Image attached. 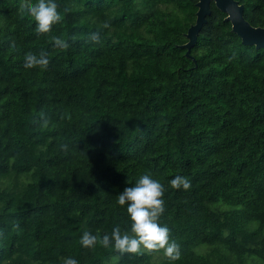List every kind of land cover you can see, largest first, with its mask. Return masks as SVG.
Instances as JSON below:
<instances>
[{
	"label": "trees",
	"instance_id": "1",
	"mask_svg": "<svg viewBox=\"0 0 264 264\" xmlns=\"http://www.w3.org/2000/svg\"><path fill=\"white\" fill-rule=\"evenodd\" d=\"M198 1L56 0L39 33L34 0H0V264H264V48L211 3L187 58ZM235 1L264 28V0ZM29 52L49 64L25 68ZM145 173L176 261L99 243L129 230L117 197Z\"/></svg>",
	"mask_w": 264,
	"mask_h": 264
},
{
	"label": "clouds",
	"instance_id": "2",
	"mask_svg": "<svg viewBox=\"0 0 264 264\" xmlns=\"http://www.w3.org/2000/svg\"><path fill=\"white\" fill-rule=\"evenodd\" d=\"M21 12L33 18L36 30L39 33H47L53 24L59 21L60 13L57 11L56 0H34L25 3ZM109 27L106 21L103 25ZM92 40L98 39V34L93 33ZM58 46L67 47L66 43L57 39ZM48 56L41 52L39 55L29 52L25 56V68L34 66H47ZM169 184L176 189L187 190L191 187V181L187 176L176 175ZM164 186L150 174L141 175L131 186H126L118 194L117 203L127 205L126 212L130 221L128 231L122 232L119 226H115L111 233H104L99 238V243L105 248L111 246L119 253H138L142 250H163L169 260L176 261L180 258V245L169 237V228L159 222V217L165 210ZM98 237L90 231H84L80 236V243L85 248L96 245ZM118 261V257H114ZM63 264H79L74 257L63 258Z\"/></svg>",
	"mask_w": 264,
	"mask_h": 264
},
{
	"label": "water",
	"instance_id": "3",
	"mask_svg": "<svg viewBox=\"0 0 264 264\" xmlns=\"http://www.w3.org/2000/svg\"><path fill=\"white\" fill-rule=\"evenodd\" d=\"M215 7L227 16L225 21L229 22L232 32L240 37L242 43L247 46H255L256 49L264 48V28L252 27L243 16L244 7L235 0H199L195 23L189 27L186 33L188 42L183 46L186 49V57L191 58L190 50L197 41V36L206 23V17L210 15V5Z\"/></svg>",
	"mask_w": 264,
	"mask_h": 264
}]
</instances>
